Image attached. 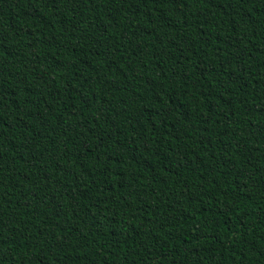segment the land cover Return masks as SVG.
<instances>
[{
	"label": "trees",
	"instance_id": "obj_1",
	"mask_svg": "<svg viewBox=\"0 0 264 264\" xmlns=\"http://www.w3.org/2000/svg\"><path fill=\"white\" fill-rule=\"evenodd\" d=\"M0 264H264V0H0Z\"/></svg>",
	"mask_w": 264,
	"mask_h": 264
}]
</instances>
